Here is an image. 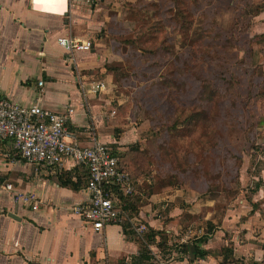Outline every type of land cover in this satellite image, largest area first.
Masks as SVG:
<instances>
[{
	"label": "crops",
	"instance_id": "obj_1",
	"mask_svg": "<svg viewBox=\"0 0 264 264\" xmlns=\"http://www.w3.org/2000/svg\"><path fill=\"white\" fill-rule=\"evenodd\" d=\"M137 1L0 0V96L55 113L72 110L68 128L82 146L95 138L123 153L135 144L143 151L141 130L115 118L110 102L116 99L115 77L106 69L116 63L117 44L106 31L111 23L126 26L124 6ZM65 38L90 42L91 49L70 52L59 43ZM67 178L76 190L61 184ZM88 178V170L72 162L60 170L32 166L10 143L0 145V264H159L150 252L157 245L146 244V259L128 222L97 234L74 214L76 206L89 204ZM145 182L139 178L140 192ZM256 190L262 193L264 185ZM140 192L137 214L130 215L149 230L180 235L181 245H188L186 253L181 248L163 251L176 256L165 264H233L225 261L228 249L237 261L263 264L264 235L257 243L253 227H264V213L249 212L245 201L218 220L210 201L191 202L185 190ZM195 241L206 255H195Z\"/></svg>",
	"mask_w": 264,
	"mask_h": 264
},
{
	"label": "rangeland",
	"instance_id": "obj_2",
	"mask_svg": "<svg viewBox=\"0 0 264 264\" xmlns=\"http://www.w3.org/2000/svg\"><path fill=\"white\" fill-rule=\"evenodd\" d=\"M133 4L127 25L106 31L117 43L106 69L115 118L141 130L148 182L136 195L185 190L218 220L240 201L264 213V0ZM253 232L259 243L264 227Z\"/></svg>",
	"mask_w": 264,
	"mask_h": 264
},
{
	"label": "built area",
	"instance_id": "obj_3",
	"mask_svg": "<svg viewBox=\"0 0 264 264\" xmlns=\"http://www.w3.org/2000/svg\"><path fill=\"white\" fill-rule=\"evenodd\" d=\"M59 43L70 52L91 49L90 42L70 38L60 39ZM43 85L40 81L39 86ZM72 114V110L55 113L40 105L21 106L0 96V145L10 143L15 153L32 166L60 170L65 163L72 162L85 167L89 173L86 187L90 194L89 204L76 206L74 214L97 234L110 225L121 226L128 222L135 235L147 244L145 236L149 228L122 206V199L137 192L132 177L120 168L119 160L108 146L95 138L87 147L76 141L68 128ZM150 252L159 264L176 257L174 254L166 256L158 247H151Z\"/></svg>",
	"mask_w": 264,
	"mask_h": 264
},
{
	"label": "trees",
	"instance_id": "obj_4",
	"mask_svg": "<svg viewBox=\"0 0 264 264\" xmlns=\"http://www.w3.org/2000/svg\"><path fill=\"white\" fill-rule=\"evenodd\" d=\"M118 134H119V130H116L115 135L117 136ZM110 150H111L112 155L119 160L120 168L124 172L129 173L133 179L134 184L136 186H138L139 178H142V176L144 178V176L147 172L145 169H143L141 167V164H142L141 162H143L144 157H145L144 152L140 150V148L137 144L130 146L129 152H127V153H123V152L118 151L116 147H110ZM128 155H130L129 160L127 157ZM61 184L63 186L71 187V189L76 190V187H74L72 184H70V181L68 178L66 179V181L64 183L61 182ZM112 188H114V186H112ZM136 194L131 196V197L122 199L123 208L125 210L130 211L134 215L137 214V212H136L138 210L137 206L141 202L139 197H137L138 195H136ZM124 229H125L127 234L128 233L132 234V232H131L132 230L128 226H124ZM164 234L165 233L163 231L160 232V231L150 229L149 232L145 236V240L147 241V244L157 245V247L164 252L171 251V250H177L178 251L179 248H181V250L184 251L185 253L188 251V245H186V244L185 245H177V244L170 245L168 243L167 238H164ZM198 243L199 242H197V241L194 242L195 255H197V256L198 255L199 256L206 255V253L204 251L200 250ZM140 244L145 247L143 254H147V255H145L144 257L146 259H149V256H148L149 252L147 250L148 246H146L145 242H143L141 239H140ZM225 261L228 263H233V264H244L243 261L235 260L233 258V251L229 250V249L225 252ZM263 264H264V262H263Z\"/></svg>",
	"mask_w": 264,
	"mask_h": 264
},
{
	"label": "water",
	"instance_id": "obj_5",
	"mask_svg": "<svg viewBox=\"0 0 264 264\" xmlns=\"http://www.w3.org/2000/svg\"><path fill=\"white\" fill-rule=\"evenodd\" d=\"M193 252H194V248L193 246H191V253L193 254Z\"/></svg>",
	"mask_w": 264,
	"mask_h": 264
}]
</instances>
